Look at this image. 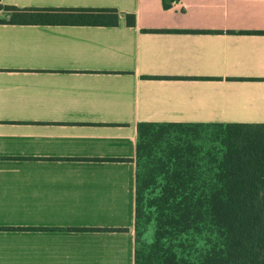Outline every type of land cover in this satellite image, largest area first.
Returning <instances> with one entry per match:
<instances>
[{
	"label": "crops",
	"instance_id": "1",
	"mask_svg": "<svg viewBox=\"0 0 264 264\" xmlns=\"http://www.w3.org/2000/svg\"><path fill=\"white\" fill-rule=\"evenodd\" d=\"M167 1L1 0L121 15L0 23V264H135L139 122L264 124V0Z\"/></svg>",
	"mask_w": 264,
	"mask_h": 264
},
{
	"label": "trees",
	"instance_id": "2",
	"mask_svg": "<svg viewBox=\"0 0 264 264\" xmlns=\"http://www.w3.org/2000/svg\"><path fill=\"white\" fill-rule=\"evenodd\" d=\"M0 9V23L118 25L121 15L1 0ZM125 16L135 25V14ZM134 160L135 264H264V124L141 121Z\"/></svg>",
	"mask_w": 264,
	"mask_h": 264
},
{
	"label": "rangeland",
	"instance_id": "3",
	"mask_svg": "<svg viewBox=\"0 0 264 264\" xmlns=\"http://www.w3.org/2000/svg\"><path fill=\"white\" fill-rule=\"evenodd\" d=\"M1 10V9H0ZM4 13L2 14V15H0V16H2V17H6L7 15V13H5V11L4 10H2Z\"/></svg>",
	"mask_w": 264,
	"mask_h": 264
},
{
	"label": "built area",
	"instance_id": "4",
	"mask_svg": "<svg viewBox=\"0 0 264 264\" xmlns=\"http://www.w3.org/2000/svg\"><path fill=\"white\" fill-rule=\"evenodd\" d=\"M4 12L2 10H0V15H2Z\"/></svg>",
	"mask_w": 264,
	"mask_h": 264
}]
</instances>
